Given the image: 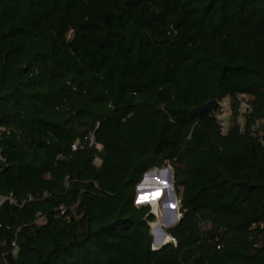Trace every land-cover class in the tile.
<instances>
[{"label":"trees","instance_id":"trees-1","mask_svg":"<svg viewBox=\"0 0 264 264\" xmlns=\"http://www.w3.org/2000/svg\"><path fill=\"white\" fill-rule=\"evenodd\" d=\"M0 197V264H264V0H0Z\"/></svg>","mask_w":264,"mask_h":264},{"label":"water","instance_id":"water-1","mask_svg":"<svg viewBox=\"0 0 264 264\" xmlns=\"http://www.w3.org/2000/svg\"><path fill=\"white\" fill-rule=\"evenodd\" d=\"M218 107V101L217 100H213V101H211V102H209V103H207L206 105H204V106H202V107H200V108H197V109H194V112L195 113H197V114H202V113H211V112H214L215 111V109ZM158 169H154L153 171H150V172H148V173H146L145 175H144V178H143V180H142V182L140 183V185L138 186V195H139V189H140V187L144 184V183H146V181L148 180V179H150L151 177H155L156 175H157V173H158ZM166 171H168L169 172V174H170V182H171V184L174 186V178H173V170L172 169H166ZM172 189H173V192H174V187H172ZM174 194H175V192H174ZM136 204L137 205H139V204H143L144 206H146L147 204H144V203H140V202H138V198H137V202H136ZM181 204V202L179 201V205ZM152 214L154 215V212L152 211ZM173 216H174V221H168L167 222V228H171V227H173V226H175L180 220H181V215H180V213H179V210H174L173 211ZM160 230H161V232H162V234H163V238L164 239H166V238H168V237H170L171 239L168 241V242H166V243H164V244H162V245H160V246H156V244H157V242H156V240H155V236H154V234H153V232H152V235L154 236V248L155 249H161L163 246H165V245H167V244H170V243H173L174 242V239L171 237V236H169L166 232H165V230L164 229H161L160 228Z\"/></svg>","mask_w":264,"mask_h":264},{"label":"rangeland","instance_id":"rangeland-1","mask_svg":"<svg viewBox=\"0 0 264 264\" xmlns=\"http://www.w3.org/2000/svg\"><path fill=\"white\" fill-rule=\"evenodd\" d=\"M229 101H225V102H223V105H222V109H224L225 110V114H226V118H229V115H230V111H229ZM167 169H171L170 167H168ZM159 173L161 172V173H163V175L165 176V181H167L168 180V182H170V174H169V172L168 171H166V169H163V170H159L158 171ZM157 177V175L155 176V177H151L149 180H150V182H151V180H153L154 178H156ZM149 182V183H150ZM145 184V183H144ZM146 189H148L147 190V192H149V187H147ZM146 192V193H147ZM158 192V191H157ZM174 192H175V190H174ZM173 193V192H172ZM166 193H163V196L162 197H164V196H166L165 195ZM168 195H170L169 193H168ZM175 196H176V199L178 200V198H177V195H176V193H175ZM163 199V198H162ZM179 202V201H178ZM152 206L154 205V204H152V203H150ZM150 204H147V205H150ZM150 205V206H151ZM139 206H144L143 204H139ZM151 206V207H152ZM178 210H180V205H179V209ZM152 211L154 212V215L156 216V218H157V222H155L154 224H159V225H163V224H161L162 222H161V217L159 218L158 216H157V211H160L161 213L163 212V208L161 207V206H159L158 207V210L155 208V206H153V208H152ZM173 209H171V210H169L167 213H169L168 215H169V217L171 218V219H169V221L171 220V221H174V217H173ZM170 221V222H171ZM153 224L151 225V228H152V231H153ZM161 229H164V230H166L167 229V225L166 226H162V227H160Z\"/></svg>","mask_w":264,"mask_h":264},{"label":"built area","instance_id":"built-area-1","mask_svg":"<svg viewBox=\"0 0 264 264\" xmlns=\"http://www.w3.org/2000/svg\"><path fill=\"white\" fill-rule=\"evenodd\" d=\"M238 111L242 116L252 113V108L250 106V100L248 96L243 95L240 98V104L238 106ZM225 113H226L225 110L222 109V112L218 115V119L221 121L222 126L226 129L228 127V118H226ZM6 202L14 203V200L12 198L0 197V206H2ZM174 243H176L175 240H174Z\"/></svg>","mask_w":264,"mask_h":264},{"label":"bare ground","instance_id":"bare-ground-1","mask_svg":"<svg viewBox=\"0 0 264 264\" xmlns=\"http://www.w3.org/2000/svg\"><path fill=\"white\" fill-rule=\"evenodd\" d=\"M160 173H161V172H160ZM160 173L158 172V173H157V176H158V174H160ZM161 175H162V177L164 176L163 173H161ZM164 177H165V176H164ZM148 180H149V179H148ZM170 183H171V182H170ZM171 185H172V184H171ZM172 187H174V186L172 185ZM140 189H141V187H140ZM140 189H139V190H140ZM172 190H173V189H172ZM139 192H140V191H139ZM173 195L175 196L174 192H173ZM175 197H176V196H175ZM138 202H139V200H138ZM178 203H179V202H178ZM148 204H150V203H148ZM150 205H151V204H150ZM153 206H154V205H153ZM153 206H152V207H153ZM152 227H153V226H152ZM153 231H154V229H153ZM153 231H152V232H153ZM168 238H170V237H168ZM170 239H171V238H170ZM155 240H156V239H155ZM166 240H167V238H166V239L162 238V240H161L159 243H157L156 245H159V246H160V245L166 243Z\"/></svg>","mask_w":264,"mask_h":264}]
</instances>
